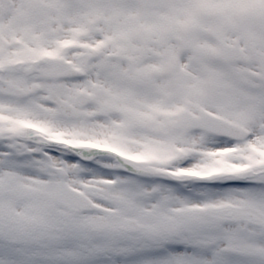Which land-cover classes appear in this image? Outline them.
<instances>
[{
	"label": "snow or ice",
	"instance_id": "snow-or-ice-1",
	"mask_svg": "<svg viewBox=\"0 0 264 264\" xmlns=\"http://www.w3.org/2000/svg\"><path fill=\"white\" fill-rule=\"evenodd\" d=\"M0 264H264V0H0Z\"/></svg>",
	"mask_w": 264,
	"mask_h": 264
}]
</instances>
